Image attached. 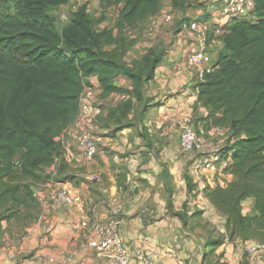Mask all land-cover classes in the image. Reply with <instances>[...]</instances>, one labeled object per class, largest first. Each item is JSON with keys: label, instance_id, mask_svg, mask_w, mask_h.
I'll return each instance as SVG.
<instances>
[{"label": "trees", "instance_id": "obj_1", "mask_svg": "<svg viewBox=\"0 0 264 264\" xmlns=\"http://www.w3.org/2000/svg\"><path fill=\"white\" fill-rule=\"evenodd\" d=\"M69 2L19 0L16 13L0 10V229L5 222L35 219L39 204L34 190L56 179L47 170L60 155L57 139L78 119L79 99L89 79H97L102 97L127 94L115 80L129 79L130 94L139 101L167 54L150 49L141 60L127 61L125 40L113 29L97 30L87 5L77 8L58 31L53 12ZM162 2L122 0L117 30L125 33L157 16ZM255 3V19L227 26L212 72L196 86V108L206 111L198 122L206 133L225 131L219 150L227 163L223 174L236 178L202 193L225 218L229 240L244 244H264V0ZM130 107L127 102L111 113L120 111L122 118ZM147 110L143 107L142 114ZM187 186L190 192L198 190L189 178ZM250 199L254 210L243 215V204ZM223 243L208 242L207 255Z\"/></svg>", "mask_w": 264, "mask_h": 264}, {"label": "crops", "instance_id": "obj_2", "mask_svg": "<svg viewBox=\"0 0 264 264\" xmlns=\"http://www.w3.org/2000/svg\"><path fill=\"white\" fill-rule=\"evenodd\" d=\"M197 14L201 15L200 11ZM194 41L187 46L180 40L166 51L164 61L143 90L142 100L131 96L133 82L121 77L115 85L127 93L125 99L120 93L100 95L83 126L98 139V155L92 164L85 163L72 135L62 134L57 139L60 155L47 173L61 180L68 177L83 195L86 212L51 202L54 209L68 214H56L50 237L40 227L19 240L6 237L0 243V264H110L89 247L91 237L80 224L85 218L106 222L114 217L121 221L119 233L130 252L143 249L150 257L157 252L156 264H264L261 257H250L244 249L256 242L230 241L212 256L207 255V244L213 240L205 225L208 221L217 223L225 237L227 228L225 218L201 191L188 190L187 178L193 182L191 169L196 156L180 148L185 120L201 128L198 121L206 115L204 109L196 108L197 72L186 68ZM212 49L214 64L219 53ZM127 102H131V109L125 117L120 118V111L112 115L111 110ZM145 106L148 110L143 115ZM225 140V133L217 134L214 129L205 136L208 149L220 150ZM94 175L99 176L98 181L92 180ZM235 180L231 175L206 172L203 186H225ZM253 206L250 199L243 210ZM114 210L118 216L112 214Z\"/></svg>", "mask_w": 264, "mask_h": 264}, {"label": "built area", "instance_id": "obj_3", "mask_svg": "<svg viewBox=\"0 0 264 264\" xmlns=\"http://www.w3.org/2000/svg\"><path fill=\"white\" fill-rule=\"evenodd\" d=\"M210 6L215 8V13L211 19L204 22L199 20H191L189 22L188 31L194 38V49L186 59V68L188 71L196 70L197 83L203 82L205 75L213 70V62L211 56V48L222 47L220 38L224 35L225 29L236 20H253L256 9L255 0H207ZM66 10L56 18V28L61 31L69 22L71 14L74 10ZM89 8L87 7V13ZM220 17V19H218ZM174 15L171 12H160L157 16L151 18L150 32L158 29L161 24H171ZM125 33L133 37V30L126 29ZM212 37V38H211ZM89 79L90 85H85L80 96V115L76 122L67 128V135H72L81 151L83 160L87 164H92L98 155V139L89 131L83 128L90 118L92 109L98 95L102 92L98 81ZM95 80H97L95 78ZM125 99V95H121ZM217 134H223L222 129H214ZM206 132L202 128L196 127L190 120H185L180 132V148L185 154L193 155L196 158L192 165L193 183L197 185L198 191L203 192L205 186V173L218 174L222 173L227 163L221 161L219 149L208 147L205 141ZM64 135V134H63ZM59 138V137H58ZM210 150V151H209ZM93 181H98L99 176L94 175ZM54 186V185H53ZM47 185H38L34 190V198L38 201L42 194L41 200H46L50 196L53 203L75 208L80 213L86 212V204L83 195L78 192L77 188L68 182H61L49 191ZM254 208H249V212H253ZM242 210L243 215H247ZM118 216L119 212L114 210L112 213ZM81 228L90 235L89 247L100 257L109 261L110 264H156L155 258L158 255L154 252V256L150 257L143 249H138L135 253L124 245L120 236L119 228L121 221L118 218H112L106 222L96 219L85 218L81 222ZM230 243L228 237L224 240L222 246ZM245 251L250 257H261L264 261V244L250 243L245 245Z\"/></svg>", "mask_w": 264, "mask_h": 264}, {"label": "rangeland", "instance_id": "obj_4", "mask_svg": "<svg viewBox=\"0 0 264 264\" xmlns=\"http://www.w3.org/2000/svg\"><path fill=\"white\" fill-rule=\"evenodd\" d=\"M121 1L122 0H71L68 5L56 9L53 14L59 16L66 10L75 11L77 10V8L85 4L88 6L90 5L88 15L90 16L94 27L97 30H101L103 28L113 29L116 36L120 35L125 40V44L128 46L125 59L130 62L132 60H141L150 49L171 50L173 46L179 43L180 40L187 46L192 44L193 35L188 31L189 22L187 19L189 18L190 20H192L193 18L194 20L204 22L205 16L211 15L212 17L213 14L217 13V11H215L217 6H215V8L209 9L208 7H210V4L207 2V0H163L161 12H171L174 15L173 22L171 24H164L151 33V18H149L148 20L141 22L138 27L132 29L134 33L133 37H130L123 31H118L116 28V22L118 19L117 8L120 5ZM92 3H94V6ZM18 5L19 0H0V10H6L13 14L18 11ZM187 5H190V7H187ZM198 11H200L201 15L197 14ZM186 14H188L189 17H187ZM219 49L220 48L218 47H214L212 50L219 53ZM101 94L102 92L98 95L96 103L98 102ZM62 134L67 135V129ZM223 145L224 144H222L220 148H222ZM56 179H53V181L58 183H61L62 181H66L65 179H68V183L74 186V183L71 182L68 177L63 180L59 178ZM40 184L47 185L48 187L46 188L49 191H52L54 189V186L53 184H51L50 180H46V182L43 181ZM195 186L197 188V185ZM39 199V211L34 214V220H13L11 222H5L1 224L0 243H3V240L6 237L15 240L22 239V237H25L27 235L28 231L36 230L38 227L41 228V231H43L46 237H50L52 232V230H50V227L55 222V219L57 217L56 214L66 215L68 213H66V210L54 209L51 204L52 200L50 196H48L46 200H41V194V196H39ZM247 212L249 211L245 208V213ZM248 214H250V212ZM198 225L202 227L204 224L198 223ZM205 226L208 236L213 241L225 240L226 237H229L227 229H225L224 231V234L226 233V237L220 233L217 228V223H211L208 221ZM219 226L221 227L222 225L219 224ZM4 242H6V240Z\"/></svg>", "mask_w": 264, "mask_h": 264}, {"label": "water", "instance_id": "obj_5", "mask_svg": "<svg viewBox=\"0 0 264 264\" xmlns=\"http://www.w3.org/2000/svg\"><path fill=\"white\" fill-rule=\"evenodd\" d=\"M136 191V193H137V190H135Z\"/></svg>", "mask_w": 264, "mask_h": 264}]
</instances>
